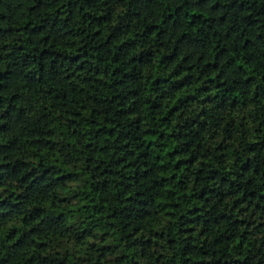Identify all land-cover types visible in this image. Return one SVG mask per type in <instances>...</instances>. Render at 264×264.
<instances>
[{"label": "trees", "instance_id": "1", "mask_svg": "<svg viewBox=\"0 0 264 264\" xmlns=\"http://www.w3.org/2000/svg\"><path fill=\"white\" fill-rule=\"evenodd\" d=\"M0 264H264V0H0Z\"/></svg>", "mask_w": 264, "mask_h": 264}]
</instances>
